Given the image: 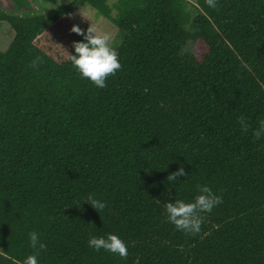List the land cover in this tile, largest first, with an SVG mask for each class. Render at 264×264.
<instances>
[{"label":"trees","instance_id":"trees-1","mask_svg":"<svg viewBox=\"0 0 264 264\" xmlns=\"http://www.w3.org/2000/svg\"><path fill=\"white\" fill-rule=\"evenodd\" d=\"M215 3L0 0V264H264V0ZM85 4L124 32L102 89L67 59ZM202 184L221 202L177 230L164 202ZM109 232L126 256L87 245Z\"/></svg>","mask_w":264,"mask_h":264},{"label":"clouds","instance_id":"clouds-1","mask_svg":"<svg viewBox=\"0 0 264 264\" xmlns=\"http://www.w3.org/2000/svg\"><path fill=\"white\" fill-rule=\"evenodd\" d=\"M209 7H216L215 0H206ZM72 32L81 35V29L73 25ZM82 40L73 42L72 53H67V59L82 78H86L97 88L105 87L106 77L115 73L120 67L118 53L112 45L110 35L106 32L98 33L94 27L88 26L82 33ZM241 127L244 121L238 118ZM264 125V121L261 122ZM258 135V133H257ZM177 176H185L183 167L178 166L175 171L169 173L167 181H176ZM197 195L191 201L174 199L172 202H164L166 219L177 230L186 233L200 231L202 222L201 212H211L212 208L221 202V196L213 193L207 184L197 185ZM87 204L95 210L105 208V202L94 198L91 194L87 197ZM29 247L43 249L45 245L40 241L36 231L27 233ZM93 250H105L120 257L127 255L125 242L115 233L103 235H90L86 241ZM20 264H38L35 252L28 254Z\"/></svg>","mask_w":264,"mask_h":264},{"label":"rangeland","instance_id":"rangeland-1","mask_svg":"<svg viewBox=\"0 0 264 264\" xmlns=\"http://www.w3.org/2000/svg\"><path fill=\"white\" fill-rule=\"evenodd\" d=\"M68 1L69 0H31L33 6L32 12H26L23 15L41 14L47 10L63 5ZM112 1L113 0H107V3L111 5ZM186 1L189 3V10H191L190 13L193 16L195 12H197L196 9L192 7V5H194V0ZM112 14H114V11H112ZM69 16L75 24L84 30H86L88 26H91L94 27L98 33H108L111 38L110 42L115 48L119 46L124 36V32L118 30L111 20L96 13L89 5L85 4L77 7ZM12 36L13 31L11 27L6 22L0 21V51L3 52L6 50Z\"/></svg>","mask_w":264,"mask_h":264}]
</instances>
